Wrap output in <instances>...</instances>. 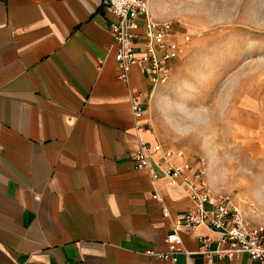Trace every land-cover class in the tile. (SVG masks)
Masks as SVG:
<instances>
[{
  "label": "crops",
  "instance_id": "crops-1",
  "mask_svg": "<svg viewBox=\"0 0 264 264\" xmlns=\"http://www.w3.org/2000/svg\"><path fill=\"white\" fill-rule=\"evenodd\" d=\"M105 4L0 0V264H264L248 253H199V235L212 237L210 250L219 245L204 225L179 227L190 254L178 253L175 263L157 256L169 252L174 223L195 207L164 170L194 164L164 153L151 103L174 85V68L194 45L153 93L138 66L121 80L108 28L115 17ZM150 8L154 15L152 0ZM139 137L162 145L150 168L132 160Z\"/></svg>",
  "mask_w": 264,
  "mask_h": 264
},
{
  "label": "rangeland",
  "instance_id": "rangeland-1",
  "mask_svg": "<svg viewBox=\"0 0 264 264\" xmlns=\"http://www.w3.org/2000/svg\"><path fill=\"white\" fill-rule=\"evenodd\" d=\"M152 2L194 45L174 85L152 99L162 143L202 164L214 193L264 224V0Z\"/></svg>",
  "mask_w": 264,
  "mask_h": 264
},
{
  "label": "built area",
  "instance_id": "built-area-1",
  "mask_svg": "<svg viewBox=\"0 0 264 264\" xmlns=\"http://www.w3.org/2000/svg\"><path fill=\"white\" fill-rule=\"evenodd\" d=\"M105 3L106 10L115 17L110 20L108 28L116 46L119 79L130 81L131 67L138 66L143 73L148 74L153 93L158 85L168 82L172 62L181 56L190 41V35L177 38L174 23L157 19L151 11L150 0H105ZM131 106L136 116L142 115L137 95H132ZM156 147L139 137L137 151L132 157L135 166L150 168L152 151H162L161 146ZM164 153L172 156L176 152L168 150ZM157 164L161 165V161H157ZM201 165L185 163L179 167L170 164L164 170L172 182L179 183L189 191L195 207L174 223L172 232L167 236L169 252L157 253V256L171 259L175 263L178 253L185 251L190 254L182 247L179 227L195 231L204 225L219 234V245L215 250H210L212 237L199 235V253L209 258L212 254L222 258L248 253L254 260H264V224H254L230 195L214 193ZM152 177L156 180L158 174L152 172ZM154 196L158 197L157 194ZM207 204L210 206L207 207ZM162 211L164 216L170 215L168 207H163Z\"/></svg>",
  "mask_w": 264,
  "mask_h": 264
},
{
  "label": "bare ground",
  "instance_id": "bare-ground-1",
  "mask_svg": "<svg viewBox=\"0 0 264 264\" xmlns=\"http://www.w3.org/2000/svg\"><path fill=\"white\" fill-rule=\"evenodd\" d=\"M261 180H256V184H259L258 182H260ZM262 196H264V192L262 193Z\"/></svg>",
  "mask_w": 264,
  "mask_h": 264
}]
</instances>
